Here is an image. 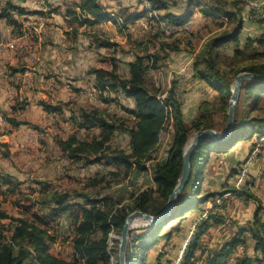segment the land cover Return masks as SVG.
I'll list each match as a JSON object with an SVG mask.
<instances>
[{
    "label": "trees",
    "instance_id": "16d2710c",
    "mask_svg": "<svg viewBox=\"0 0 264 264\" xmlns=\"http://www.w3.org/2000/svg\"><path fill=\"white\" fill-rule=\"evenodd\" d=\"M144 1L148 7L140 11L121 13L119 17H116L99 0L66 2L65 13L69 17L68 21L77 26H89L91 28L100 22L110 21L118 27V30L126 28L128 24L144 18L153 11H164L163 14H157L160 19L180 25L191 19L194 13L192 7L200 6V4L203 5L200 12L204 16L223 15L228 19H236L237 24L231 32L210 41L206 49V57H203L205 65L200 67L199 62L193 63L195 75L204 80L213 90L219 92L222 89H228L227 71L218 66L220 57L218 50L228 42L238 43L239 41L243 23L240 16L242 7L238 6L239 1L186 0L184 10L179 13L168 11L169 3L166 0ZM239 3L242 1L240 0ZM4 4L0 8V19H6L9 23L16 22L11 11L18 14L28 13L24 8L10 1L4 2ZM247 41L249 44L264 43L263 36L257 39L248 37ZM97 43L100 47L114 45L113 42L105 38L98 40ZM169 44L162 43L161 50H178L175 45ZM233 53L234 55H242L244 52L237 47ZM259 55L264 56V51ZM159 59V53L136 55L132 61L127 63V77L120 75L116 63H113L110 69L91 68L89 73L94 75V87L101 102L104 104L115 103L123 114L113 113L109 117L104 111L96 108L81 109L77 118L72 117L76 127L85 130L98 128L99 135L86 140L80 138L77 132H73L65 138L55 139L60 152L71 162H83L84 165L102 163L113 166L116 170H123L124 177H128L130 174L140 175L147 172L150 167L152 185L139 189L137 192H131L128 196H114L113 194L88 196L87 194L76 193L77 198H84L82 202L76 201L75 196L73 197L67 191H53L49 198L42 199L40 203L47 207L45 216L49 219H56L64 215L71 217V215L74 216L73 213H77L72 222V249L74 254L70 261L56 257L48 251L49 243L53 241L54 237L48 233L46 227L41 226V224H47L49 221L45 219L44 215L32 213L37 221H28L22 217H10L0 204V220L9 219L12 224L10 234L7 237L0 232V264H24L25 261L33 264H80L79 260H82V264H110L108 235L111 232L120 235L125 217L135 210L154 215L163 209L180 176L184 146L191 131L214 129L218 132L223 130L225 124L216 127L219 124L214 123L210 118L212 114H210L206 103L203 104L205 106L200 115L190 123H186L174 84L164 96L162 93L152 90L146 83V75L150 69L148 62L153 68H156L155 64ZM243 71L264 75V61L248 63L236 70L234 77ZM117 91H120L124 97L132 98L133 106L122 105L116 97L106 94ZM263 95L264 82L245 80L241 84L237 104L241 103L242 106L240 111H238V107L234 111V120L229 135L219 141H214L207 136L201 139L190 157L188 180L182 191L174 199L167 216L155 225L132 229L129 232L126 264H144L149 250L159 240H169L172 235H176L178 238L186 236L187 230L185 225L181 226V220L187 219L190 214L195 215L191 220V225H194L195 230L185 245L179 264H227L237 246L245 245L244 232L250 234L255 257L237 258L236 264H253L254 261L256 263L264 261V209H260L259 206L254 210L248 227L240 228L236 235L223 241L217 248L207 249L202 241V237L213 225L224 222V215L215 211L219 209L220 200L230 194L243 196L245 192L243 189L234 185L235 187L233 186L231 189L232 192L217 193L220 196L212 203L211 207H200L211 198V196L206 197L208 195H200L203 172L210 154L231 156L240 142L250 141L248 153L244 160L239 162L246 165L260 141H263L264 114H254L259 109L258 102ZM221 100L225 108L222 106L224 109L220 111L226 115L227 119L229 100L224 96L221 97ZM38 104L47 113H60L63 110L62 103L50 104L39 101ZM15 109L13 105L12 110ZM114 118L117 119V122ZM169 118L172 120L173 132L165 156L161 161H153L156 159L155 153L159 145L160 134L165 129V124ZM7 120L13 127L25 123L16 120L14 117ZM118 131L127 135V149L118 146L113 147L111 140ZM253 138L255 141L252 140ZM232 172L234 175H242L243 167L232 169ZM105 174L117 177L118 171H110ZM105 174L98 178L89 179L87 186L95 187L101 184L106 180ZM0 186H4L6 192L14 193L19 186V181L9 173L0 174ZM24 208L27 207L24 206ZM173 220H177L176 223L171 225L167 231L162 232L163 228ZM164 246L158 250L155 256L156 264H163L161 260L167 254ZM169 261L170 259H164V264H169Z\"/></svg>",
    "mask_w": 264,
    "mask_h": 264
},
{
    "label": "rangeland",
    "instance_id": "374dc122",
    "mask_svg": "<svg viewBox=\"0 0 264 264\" xmlns=\"http://www.w3.org/2000/svg\"><path fill=\"white\" fill-rule=\"evenodd\" d=\"M0 1L3 2V4L0 5V8H2V6L5 5L4 2L10 0ZM37 1H41V4L43 3L49 5V3L53 4L52 2L54 0ZM63 1L71 2L72 0H58V2L62 3ZM166 1L169 3V9L174 12L182 11L185 8L186 0ZM234 1L240 2V0ZM241 1L242 3L238 2V6L242 7L240 16L242 22H244L242 18L244 16L242 15L244 14L243 12H245L246 1ZM99 2H101L102 5H107L106 7H108L116 17L121 16V13L123 14L127 11H140L143 8L148 7V4L144 0H99ZM204 4L206 3L204 2ZM201 7H203V5L200 4V6H193L192 8L193 11L198 9L197 11L200 12ZM155 12L157 14L158 12L159 14L164 13L161 11ZM151 15L152 14H148L144 18L135 21L136 23L134 29L131 31H128V27H126L120 30L117 29L118 31L116 30L117 33H115L114 29L111 34L114 45L109 49L100 48L97 51L95 44L90 43V41L97 42L98 40L103 39V35L101 34L102 32H94L92 29H89V34H87L88 31H85L86 35H84L89 37V52H86V59L89 60V64H87L86 68L83 69L86 70L82 74L77 73L76 75H71V80H80L86 87L77 88L76 93L78 97L76 99H69L67 103L61 101L58 102L60 104L62 103L63 108L60 113H55V115L46 117L45 114L38 111L39 108L28 106L29 102L25 98L22 100H15L14 103L7 109L0 107V113L4 115L7 121V129H0V139H2V135H9L16 128L11 126V124L8 122L7 119L10 117H14L18 121L25 122L21 124V127L20 125L17 127V129L21 128L20 132L24 134V136L28 131L29 132L26 134V136H33L32 140H23V144L14 146L12 144L3 142V139L0 140V174L9 173L19 181V186L17 190L14 191V193L6 192L5 187L0 186L1 208L10 217H22L28 221H37L32 213L44 215L45 219L49 221L47 224H41V226L46 227L48 229V233L54 237L53 241L49 243L48 251L52 255L61 259L70 261L73 258L74 252L72 249V222L73 217L77 213H73L74 216L71 215V217L64 215L56 219H49L47 216H45L47 207L40 203L42 199L49 198L53 191H67L72 194L73 197L75 196L74 198L76 201L82 202L84 198H77L76 193L85 195L87 194L88 196H100L104 194H113L114 196H128V194L131 192H137L139 189H143L152 185V180L150 178L151 171L149 172V170L148 173L145 172L140 175L130 174L128 177H124L123 170H116L113 166H110V168L106 170V173L110 171H118V176L112 177V175L105 174V172H99V168H96V164L84 165L83 162L76 163L67 160L56 145V138H65L73 132H77L80 138L86 140H90L92 137L99 135L98 128L85 130L78 129L76 127L72 117L75 116L77 118L81 109L91 110L96 108L100 111H104L106 116L109 117L112 116L113 113H120V109L116 107L115 103L104 104L101 102L97 91L93 92L94 95L91 91H89L91 81H87V75L89 74L88 70L93 67L92 65H94L92 61L95 60L100 65H106L110 67L112 59H114L118 63V72L120 75L127 77V61L129 59L133 60L136 55L159 53L160 59L155 64L156 68H153V66H151L148 62L150 69L146 75V83L152 90L160 92L163 95H166V90H169L168 87H171L173 84L176 85L177 96L180 98L181 102V100L183 101L184 97H186L188 93L186 86L187 81H182L183 84H179V82L175 80L172 81V77H175L176 74L173 75V73L168 72L171 69L169 66L171 65V60H173V58L176 56L184 54L180 53L179 51H184V55L188 56L195 53V56H193L192 60L193 63L197 61L199 62L200 67H203L205 65L203 62V57H206V49L210 41L216 37H219L220 35L231 32L237 24L236 19H228L223 15L204 16L200 12L194 26L189 31H182L175 35L173 34L170 36H165L158 31V22L152 19V17H150ZM194 18L195 17L193 16L191 17L193 20ZM253 22L255 24L261 23L264 22V19ZM45 25L46 23H44V27ZM242 25L244 24L242 23ZM19 27H22V23ZM72 27L74 29V26ZM20 28H17L14 31L13 36L23 33ZM41 28L43 30L45 29L43 26ZM25 29V33H29L27 28ZM42 29H39V27L36 25V35H41L43 33ZM260 31L262 30H255L253 28L248 29V27L243 28L242 26L238 43L228 42L219 48L218 52L220 57L218 66L221 69H225L227 71L228 75H226V80L229 81L228 89H222L219 92L214 90L216 93L215 94L212 92L213 89L206 83L211 89H207L206 93L202 91L200 93L201 97L198 96V98H196L197 110L195 112L196 115L194 118H197L200 115L202 108L205 106L203 104L206 103L208 109L211 112L210 114H212L210 118L214 123L219 124V126L216 127H220V125L222 126L225 124L226 115L220 111L225 108V105H222L221 97L224 96L227 98V100H229L230 88L234 80V72L243 66H246L248 63L264 61V56L259 55V53L264 51V43L258 44L255 42L253 44H249L247 41L249 37L247 33L256 34L252 38L257 39L263 36L264 39V32L259 33ZM73 32L75 34L78 32V29H74ZM32 35L37 38L35 34ZM162 43H170L169 45H175L178 50H161ZM237 47L244 52L242 55H234L233 50ZM195 77L197 76L195 75ZM106 94L108 95L109 93ZM122 96L123 95L120 91H117L116 95L114 94V97H116L117 101L122 105H125V101L121 102V100H123ZM237 103L235 109L238 107V111H240L242 105L241 103ZM112 104H114L117 109L115 108L113 110H109L108 108ZM13 105L16 108L15 110H12ZM258 107L259 109L254 114H264V95L262 96L261 100H259ZM114 120L117 122V119L114 118ZM165 125V129L161 132L159 137V145L157 146L155 153L156 157L159 154H162V156L165 155L163 153H165L166 145L172 136L173 130L171 118H169ZM194 132L195 131H191L190 135H192ZM167 133L169 134V138L166 142L165 138L167 137ZM252 140L255 141V138ZM111 143L113 147L118 146L127 149V135L118 131L112 138ZM250 143V141L240 142L233 150L231 156H223V154L216 155L215 153H211L206 162L205 166L207 168V172H205V176L203 175L202 177L203 180L200 186V195H208L206 197L211 196V198L206 203L200 205V207H211L212 203L220 196L217 193H223L226 191L232 192L231 189L234 185H238L241 189H243V191H245L243 196L230 194L224 196V200H220V205L218 206L219 209L215 211L224 215V225H221L220 228L215 226L214 232L213 230L211 233L206 232V234L202 237L203 244L207 249L217 248L223 241L228 239V237L236 235L240 228H247L256 207L259 206L260 209H264V178L260 175V171L264 162V139L263 141H260L257 149L254 151L250 159V161H256V158H259L256 168L254 164H251V169L253 171L250 175L247 173V169L249 170L250 168L242 165L243 163H239L240 161L244 160V157L248 153ZM241 166L246 168V172L242 175H234L232 169H240ZM211 172H213L211 178L208 179L207 174ZM102 174L106 175V180H104V182L96 185L95 187L87 186L89 179L98 178ZM16 202H18V204H16ZM24 206L27 208L25 209ZM191 216L192 214H190L189 217ZM139 221L142 222V224L139 226H142L144 222L142 220ZM176 221L177 220H173L170 222V224H167V226L163 228L162 232L167 231L171 225L176 223ZM11 227L12 224L9 219L0 220V232L3 236L7 237L10 234ZM113 235H116V237H113ZM118 236L119 235L115 233L108 235L109 239L112 238L111 240H107L109 246L108 249L110 255V264H118ZM243 237L245 240L248 238L250 242L251 237L249 232H244ZM170 242V239L166 240L164 245H168ZM249 242L246 246L244 245L245 252L239 254L237 258L250 256L248 254L251 253L252 246L251 244V247L249 246ZM155 249L153 251L156 252ZM172 249L173 247L170 248V252H172ZM166 255H169V251ZM174 256L172 257L171 255L172 258H169V264H171L172 260L175 258ZM250 257H255V254L253 253V255ZM237 258L233 264H236ZM78 262L80 264L83 263L82 260H79ZM24 264L33 263L25 261ZM144 264H149V262L146 260ZM253 264H264V261L258 263L254 261Z\"/></svg>",
    "mask_w": 264,
    "mask_h": 264
},
{
    "label": "crops",
    "instance_id": "0c3cea01",
    "mask_svg": "<svg viewBox=\"0 0 264 264\" xmlns=\"http://www.w3.org/2000/svg\"><path fill=\"white\" fill-rule=\"evenodd\" d=\"M54 1L52 2L53 4L49 3V5H46L43 3L41 4V1L37 0H10V2H12L13 4L24 8L26 11H28V13L18 14L14 11H11L13 18L16 20L15 23H9L6 19L3 18L0 19V41L5 43L16 42L15 50L6 52L0 56V107H3V109L9 108L15 100H22L23 98H25L29 102L28 106L39 108L38 111L45 114L46 117L55 115V113L45 112L38 103L39 101H44L50 104H58V102L60 101L67 103L69 99H76L78 97L76 93L77 88L86 87L80 80H71V75H76L77 73L82 74L86 70L83 69L86 68L87 64H89V60L86 59V52H89V37L85 36V31H89V29H92L94 32H102L101 34L103 35V38L113 42L111 36L112 31L115 29V33H117L116 30L118 29V27L114 23L110 21L100 22L99 24L91 28L89 26H77L76 24H71L68 21L69 17H67L65 13L67 1H63V3L58 2V0ZM1 4H3V2L0 1V5ZM104 6L106 7L107 5ZM107 9L110 11L108 7ZM197 10L198 9H196V11H194L193 13V17H195L194 24L200 14V12ZM32 11H34V13H31ZM168 11L172 10L169 9ZM179 12L176 11V13ZM245 12H243L244 14L242 15L244 16L242 17L244 21V25H242L243 28L248 27V29H259L262 30L259 33L264 32V22L255 24L251 19H249L248 8H245ZM21 23L22 27L20 28L19 26L21 25ZM44 23H46L45 27ZM135 23L136 22L128 24L127 30H133ZM36 25L37 27H39V29H42V26L43 28H45L44 30L42 29L43 33L41 35H36ZM72 26H74V29H78V32H76L75 34L73 32L74 29ZM17 28H20L23 33L17 36H13V33ZM25 28H27L29 33H25ZM32 34H35L37 36L38 41L37 38ZM247 35L249 37H254L256 34L247 33ZM32 39L35 41H33ZM90 43L95 44V48H97V51L100 48L109 49L113 47H100L98 46V43L94 41H90ZM179 52L185 54L184 51ZM184 54L176 56L173 58V60H171V65H169L171 69L168 72L173 73V75L176 74L175 77H172V81L175 80L179 82V84H183L182 81H187L186 86L188 93L183 99L184 102L181 100V107L184 121L186 123H190L196 115V98H198V96L201 97L200 93L202 91L206 93L207 89L210 90L211 88L206 84V82L195 77L192 61L195 53L190 54L189 56ZM129 61H132V59H129L127 62ZM92 62L94 63V65H92L93 67L91 68L101 67L104 69H110L113 63L118 64L114 59H112L110 67L106 65H100L95 60H93ZM25 72H27V74H25ZM89 80L91 81L89 91L93 93L96 91V89L93 83L94 75L91 73L87 75V81ZM175 90H177L176 85ZM167 91L168 90H166V92ZM212 92L215 93L214 90ZM109 94L114 97V94L116 95V92H110ZM122 99L123 100H121V102L125 101L126 106H133L134 101L132 98L122 96ZM119 112L122 114V111ZM21 126L22 125H20V127ZM20 130L21 128L17 129L16 127L9 135H2L1 137L3 140H0L6 142L7 144H12L13 146L23 144V140H27L26 134H28L29 131H25L27 133H25L24 136V134H22ZM168 138L169 134L167 133V137L165 138L166 142L168 141ZM170 139L168 143L170 142ZM167 146L168 144L166 145V149ZM164 156L165 155L162 156V154H159L153 161H161ZM257 161H259V158H256V161L251 160L245 165L250 168V171L247 169V173L249 175L253 171L251 169V164H254L256 168ZM96 168H99V172L106 173V170H108L110 166L98 163L96 164ZM206 170L207 168L205 166L203 172L204 176L206 174L205 172H207ZM150 171L151 170L149 169V172ZM146 173H148V171ZM212 173L213 172L207 174L208 179L211 178ZM150 178L152 180V174L150 175ZM194 216L195 215H192L191 217L188 216L187 219L181 221V226L185 225L187 235L183 238H178V236L172 235L170 238L171 242L168 245L164 246L167 254L169 251V255H166L165 259L172 258L174 254V257H176L184 248L185 239L188 237L189 228L192 224L191 220H193L192 218H194ZM221 225H224V222L212 226L207 232L211 233L212 230L214 232V227L218 226L217 228H220ZM248 242L249 240L247 238V240H245V246L248 244ZM165 243V239L159 240V242L149 250L147 257V261L149 262V264L156 263L155 256L158 250ZM250 244L251 246H253V241L251 239L249 242V246ZM241 246L242 249L236 248V250L233 252L235 255V259L237 258V256H239V254L245 252V247L243 245ZM172 247V252H170V248ZM154 249L156 250V252L153 251ZM253 253L254 252L252 248L251 253L248 255L252 256ZM162 262L164 264V258H162Z\"/></svg>",
    "mask_w": 264,
    "mask_h": 264
},
{
    "label": "water",
    "instance_id": "95a60500",
    "mask_svg": "<svg viewBox=\"0 0 264 264\" xmlns=\"http://www.w3.org/2000/svg\"><path fill=\"white\" fill-rule=\"evenodd\" d=\"M245 80L264 82V75L243 71L238 73L234 77L232 86L230 88V97H229L228 108L226 113L227 119L223 130L221 132H217L214 129H200L195 131L191 135L190 141L186 143L184 146L180 176L178 178L175 187L172 189L171 193L169 194L163 209L159 213L154 215H150L140 210H135L129 213L125 217L124 224L120 231V235L117 237V239L119 240L118 249H117L118 264H126L125 258H126V248H127L129 232L132 229L140 228V227L132 226L135 220H137L138 218L142 219L145 222V224L142 227H145V226L155 225L167 216L174 199L182 191L188 180L190 174V157L195 147L200 143L201 139L207 136L212 138L214 141H219L225 139L229 135L234 120L235 106L239 99L241 84Z\"/></svg>",
    "mask_w": 264,
    "mask_h": 264
},
{
    "label": "built area",
    "instance_id": "2783aa9c",
    "mask_svg": "<svg viewBox=\"0 0 264 264\" xmlns=\"http://www.w3.org/2000/svg\"><path fill=\"white\" fill-rule=\"evenodd\" d=\"M5 1V0H2ZM245 6L246 8H248L249 11V19H251L252 21H258L261 19H264V0H245ZM151 17L152 19H154L156 22H158V26H159V32L162 35L165 36H170V35H175L178 34L182 31H189L192 26L194 25V20L190 19L187 22L180 24V25H176L173 23H170L168 21H166L165 19H160L157 16V13L155 11H153V13H151ZM16 47V42H1L0 41V56L6 52L9 51H13L15 50ZM25 74H27V72H25ZM162 96H164L162 94ZM115 105L112 104L108 109L109 110H113L115 109ZM117 109V108H116ZM7 129V121L4 117V115L2 113H0V129ZM33 136L32 135H28L27 136V140H32ZM246 172V168H243V174ZM260 175L261 177L264 178V162L260 171ZM194 225H191L189 228V233H188V237L185 239V245L187 243V241L191 238L192 234L194 233ZM112 235V232L109 234ZM113 237H116V235H113ZM109 239V237H108ZM112 238H110L109 240H111ZM185 248V246H184ZM184 248L180 251V253L172 260L171 264H179L181 261V257H182V253ZM238 249H242L241 245L237 246ZM235 262V255L234 253L229 257L227 263L228 264H233Z\"/></svg>",
    "mask_w": 264,
    "mask_h": 264
},
{
    "label": "bare ground",
    "instance_id": "6f19581e",
    "mask_svg": "<svg viewBox=\"0 0 264 264\" xmlns=\"http://www.w3.org/2000/svg\"><path fill=\"white\" fill-rule=\"evenodd\" d=\"M190 139H191V135L188 137L186 143H188V142L190 141ZM139 220H142V219H139V218H138L137 220H135V222H133L132 226H134V227H135V226L142 227V226L145 224V222L142 220V221L144 222V224H143L142 226H139L140 224H142V222L139 221Z\"/></svg>",
    "mask_w": 264,
    "mask_h": 264
}]
</instances>
